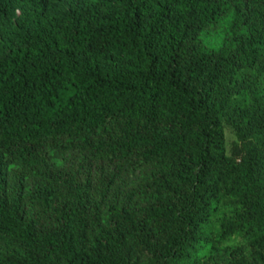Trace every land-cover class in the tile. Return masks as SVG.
Listing matches in <instances>:
<instances>
[{
	"label": "trees",
	"instance_id": "trees-1",
	"mask_svg": "<svg viewBox=\"0 0 264 264\" xmlns=\"http://www.w3.org/2000/svg\"><path fill=\"white\" fill-rule=\"evenodd\" d=\"M0 264H264V0H0Z\"/></svg>",
	"mask_w": 264,
	"mask_h": 264
},
{
	"label": "rangeland",
	"instance_id": "rangeland-1",
	"mask_svg": "<svg viewBox=\"0 0 264 264\" xmlns=\"http://www.w3.org/2000/svg\"><path fill=\"white\" fill-rule=\"evenodd\" d=\"M212 44H213V43H212ZM216 44L218 45V42H217V43H216V42H214V45H216Z\"/></svg>",
	"mask_w": 264,
	"mask_h": 264
}]
</instances>
